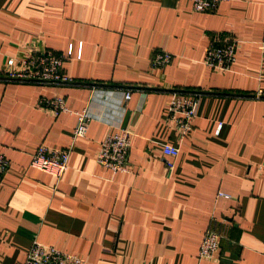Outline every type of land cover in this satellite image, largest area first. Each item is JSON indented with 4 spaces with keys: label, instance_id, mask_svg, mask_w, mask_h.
<instances>
[{
    "label": "crops",
    "instance_id": "crops-1",
    "mask_svg": "<svg viewBox=\"0 0 264 264\" xmlns=\"http://www.w3.org/2000/svg\"><path fill=\"white\" fill-rule=\"evenodd\" d=\"M220 34L229 70L210 67ZM65 56L76 83L6 79L34 50ZM173 61L152 64L156 51ZM130 90L131 96L125 94ZM174 90H202L190 135L167 114ZM65 98L70 111L42 108ZM89 113L74 139L77 112ZM131 132L128 172L97 161L110 132ZM180 148L169 168L163 145ZM41 144L71 147L57 176L32 166ZM0 264H24L34 240L84 264H264V0L198 12L192 0H0ZM220 235L199 258L206 230Z\"/></svg>",
    "mask_w": 264,
    "mask_h": 264
},
{
    "label": "built area",
    "instance_id": "built-area-1",
    "mask_svg": "<svg viewBox=\"0 0 264 264\" xmlns=\"http://www.w3.org/2000/svg\"><path fill=\"white\" fill-rule=\"evenodd\" d=\"M231 0H192L193 9L198 12H213L223 2ZM237 41L220 34L214 37L206 48L205 62L212 68L229 70L236 61ZM173 54L160 50L152 57V64L162 67L173 61ZM65 56L52 49L34 50L29 55L8 61L5 72L6 79L12 81L38 82L48 84L76 83L64 70ZM208 93L202 90H174L170 100L167 114L175 121L180 138L190 135L194 128V119L198 113L201 100ZM131 96L130 90L125 94L126 99ZM39 104L46 110L56 114L70 111L65 98L41 97ZM78 122L74 130V139L86 135L89 128V113L85 108L77 112ZM131 148V132L122 129L108 133L101 141L97 161L100 165L110 168L114 172H128L131 169L129 162ZM71 147L52 148L41 144L33 155V167L49 172L58 178L69 167ZM180 148L172 144L163 145V157L169 168L175 164ZM10 160L0 152V182L4 179L10 168ZM220 246V235L212 230L205 231L199 248V258H211ZM24 264H84V260L76 254L62 251L51 244L34 240L27 252Z\"/></svg>",
    "mask_w": 264,
    "mask_h": 264
}]
</instances>
